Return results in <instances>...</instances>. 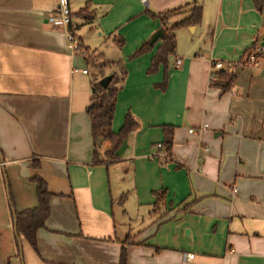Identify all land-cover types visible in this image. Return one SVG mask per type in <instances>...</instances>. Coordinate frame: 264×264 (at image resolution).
<instances>
[{"label": "crops", "instance_id": "0c3cea01", "mask_svg": "<svg viewBox=\"0 0 264 264\" xmlns=\"http://www.w3.org/2000/svg\"><path fill=\"white\" fill-rule=\"evenodd\" d=\"M87 2L95 10L89 23L75 16ZM189 4L203 8L202 21L175 32L162 92L164 67L147 73L161 39L129 58L163 30L162 14ZM68 7L71 29L101 55L99 64L125 61L113 131L127 114L138 129L118 160L106 156L109 141L95 155L86 110L93 82L112 69L71 54L66 28L47 21L59 0H0V264H120L123 248L126 264H264V58L244 64L264 46V12L252 0H68ZM214 63L235 64L234 81L220 79L226 71ZM204 125L199 136L188 133ZM166 127L170 155L158 148ZM35 176L53 195L51 210L37 231L38 252L20 239L21 259L5 184L18 212L35 209ZM162 190L168 206L160 220L153 193ZM183 202H194L188 212L178 211ZM185 254L194 259L184 262Z\"/></svg>", "mask_w": 264, "mask_h": 264}, {"label": "trees", "instance_id": "16d2710c", "mask_svg": "<svg viewBox=\"0 0 264 264\" xmlns=\"http://www.w3.org/2000/svg\"><path fill=\"white\" fill-rule=\"evenodd\" d=\"M256 10L259 13L264 12V1L263 0H252ZM187 12L188 17L183 19L180 22L167 27L166 21L176 15ZM147 16L155 19L156 16L149 11L146 12ZM95 15V10L93 5L90 2L86 3V6L75 16L84 19L87 23L92 21ZM203 15V8L199 5H187L176 10H172L162 14L160 16L161 21L163 22V33L164 37L159 41L160 46L157 49L155 56L152 59L151 66L148 69L147 73L149 75L155 74L158 72L159 68L164 67V78L163 82L157 85V88L162 92H165L168 85L169 79V68L171 58L175 54L176 49V37L175 32L179 29L185 27L196 26L201 23ZM115 38V42L118 48L122 49L125 46V41L121 40L122 38ZM120 41V42H119ZM158 42V43H159ZM156 44H151L150 41L142 44L136 52L130 56L129 60L133 61L147 53H150L155 48ZM88 50V49H87ZM88 62V61H87ZM89 64V62H88ZM112 69L110 75L113 76L108 88L104 89L100 85V81H94L92 84L93 96L91 103L87 108V114L91 121L92 128V137L95 145V155L98 156V150L101 148L102 144L106 141L111 142L112 149L106 152V156L110 161H116L119 158L116 156V152L122 147L125 141H128L130 136L138 129V125L133 119L131 114H127L124 125L118 133H115L112 129V123L115 116V110L117 105V96L122 88L124 79L126 77V67L123 60H119L111 65L101 64L98 65V68L104 70L106 68ZM107 75L103 72L102 78ZM220 79H227L228 83H232L235 79L234 75H229L227 72L219 74ZM166 133V138L162 146L164 147L166 154L170 155L172 153L173 146V129L164 128ZM99 161V160H98ZM35 169L39 168V165H34ZM33 183L36 184L37 192V201L38 206L35 209L26 210L23 212H18L15 209L13 203L12 193L9 188V201L10 208L13 215V222L16 228V237H17V247L18 253H21V238H24L30 246L38 252L37 246V231L45 227V223L50 215V201L52 199V194L49 191L47 183L39 176H35L31 179ZM153 196L155 198V204L153 206L152 214L158 215L159 219H163L166 215L163 211L167 204V191L162 190L159 192H154ZM194 202L185 203L183 202L177 208L179 212L185 213L188 212L190 206ZM127 263V254L125 248L122 249L120 264Z\"/></svg>", "mask_w": 264, "mask_h": 264}, {"label": "built area", "instance_id": "2783aa9c", "mask_svg": "<svg viewBox=\"0 0 264 264\" xmlns=\"http://www.w3.org/2000/svg\"><path fill=\"white\" fill-rule=\"evenodd\" d=\"M144 6H148L149 0H141ZM47 21L52 26L64 27L67 30V41L68 48L72 55L78 56L85 61L90 60V55L88 50L83 46L81 39L78 35L71 29V25L73 22L72 15L69 11L68 0H59V8L58 10L48 16ZM264 58V46L260 45L255 48V50L246 58L245 65L247 66H258L259 60ZM182 60L178 59L176 61V65H181ZM212 67L216 70H225L229 75H234L236 73V69L238 68L235 64L228 63L227 65H223L221 63H214ZM240 67H243V64H240ZM73 72H79V70H74ZM82 74L87 75L88 70H82ZM208 126L204 125L198 129H190L188 133L190 135H197L203 133V131L207 130ZM158 148L161 150L163 148L162 144L158 145ZM205 152H209V149H205ZM194 259L193 254H185L184 262L188 263Z\"/></svg>", "mask_w": 264, "mask_h": 264}, {"label": "water", "instance_id": "95a60500", "mask_svg": "<svg viewBox=\"0 0 264 264\" xmlns=\"http://www.w3.org/2000/svg\"><path fill=\"white\" fill-rule=\"evenodd\" d=\"M164 37V33H163V30H159L155 35H153V37L151 38L150 40V43L151 44H155L157 43L160 39H162ZM113 80V76L112 75H109V76H106L104 77L103 79L100 80V85L106 89L108 88V86L110 85L111 81ZM128 148V141H125L122 145V147L116 152V156L118 158H121L124 153L126 152ZM15 232H16V228H15ZM21 248H22V245H21ZM21 259L23 258V253H22V249H21Z\"/></svg>", "mask_w": 264, "mask_h": 264}, {"label": "rangeland", "instance_id": "374dc122", "mask_svg": "<svg viewBox=\"0 0 264 264\" xmlns=\"http://www.w3.org/2000/svg\"><path fill=\"white\" fill-rule=\"evenodd\" d=\"M77 24H81V21H77L76 22ZM80 27H81V25H80ZM81 34H79V36H85L87 33H89V31L88 30H83V32H80ZM151 40V39H150ZM90 46L91 47H93V44H90ZM93 50L94 51H92V52H90L89 50H88V52H89V55H90V60L88 61L89 62V66H92V67H95V68H98V65H101V64H99L100 62H101V59H100V57H101V55H98L97 53H96V51H95V48H93ZM121 57V56H120ZM119 57V58H120ZM121 60H123V59H121ZM124 61V60H123ZM125 62V61H124ZM108 66L109 65H111V64H107ZM100 69V68H99ZM107 73V72H106ZM110 74V73H109ZM109 74L107 75V76H109ZM5 177H6V175H5ZM5 181L7 182V180L5 179ZM9 184V183H8ZM6 185V187L8 188V185L7 184H5ZM7 195H8V193H9V188L7 189ZM24 252V250H23V247H22V253Z\"/></svg>", "mask_w": 264, "mask_h": 264}]
</instances>
